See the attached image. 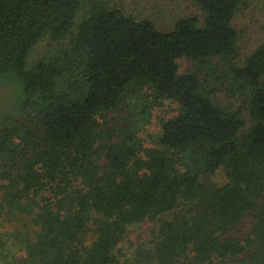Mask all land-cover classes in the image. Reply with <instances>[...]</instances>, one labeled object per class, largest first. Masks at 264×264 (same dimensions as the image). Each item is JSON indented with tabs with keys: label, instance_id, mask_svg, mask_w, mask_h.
<instances>
[{
	"label": "trees",
	"instance_id": "trees-1",
	"mask_svg": "<svg viewBox=\"0 0 264 264\" xmlns=\"http://www.w3.org/2000/svg\"><path fill=\"white\" fill-rule=\"evenodd\" d=\"M193 1L201 16L162 30L123 0H0V77L19 81L0 126V216L19 224L4 264H264V39L242 53L240 28L264 0Z\"/></svg>",
	"mask_w": 264,
	"mask_h": 264
},
{
	"label": "rangeland",
	"instance_id": "rangeland-1",
	"mask_svg": "<svg viewBox=\"0 0 264 264\" xmlns=\"http://www.w3.org/2000/svg\"><path fill=\"white\" fill-rule=\"evenodd\" d=\"M126 11L140 17L152 19L155 24L162 30H171L175 22L183 17L187 16H201V11L193 0H123ZM262 8V6H261ZM264 16V14H262ZM81 14L78 19L81 18ZM257 16V17H256ZM253 19L251 15L242 18L241 26H245L244 30L248 33L246 42L242 46V53L253 50L257 43L264 39V30L261 14H257ZM248 23V24H247ZM247 24V25H246ZM51 45L48 40H44L37 45L34 52L30 57V64H33L36 60L41 58L50 52ZM180 66V72L184 73L191 69L192 63L186 58H180L178 60ZM19 81L14 76L0 77V126L7 119L16 117L17 115V93H18ZM217 100L221 104H232L238 106L233 100L226 99L221 93H218ZM175 105L166 103L165 107L157 108L153 112L152 123L148 127L150 134H155L157 130L156 122L159 117L165 116L171 113ZM224 176L220 172L217 175V181L223 182ZM152 225L145 223L142 225L134 226L130 229L129 243L124 244L125 251L130 255L134 247L142 242V239L151 237ZM19 229V224L16 221L8 220V216H0V242L2 248H0V264H4L11 259V256L6 255L10 243L14 240L13 232ZM9 235L10 238H9ZM13 251L18 250L16 245L11 246ZM19 254V253H18ZM3 255V257H2ZM9 258V259H8ZM10 264V263H8Z\"/></svg>",
	"mask_w": 264,
	"mask_h": 264
}]
</instances>
